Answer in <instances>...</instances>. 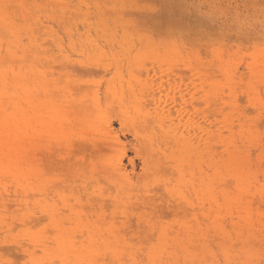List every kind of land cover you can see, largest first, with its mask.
Returning a JSON list of instances; mask_svg holds the SVG:
<instances>
[{"label":"rangeland","instance_id":"obj_1","mask_svg":"<svg viewBox=\"0 0 264 264\" xmlns=\"http://www.w3.org/2000/svg\"><path fill=\"white\" fill-rule=\"evenodd\" d=\"M143 4L0 0V264L264 258V0ZM182 63L202 76L210 150L195 178L153 153L181 148L149 87ZM107 111L129 126L111 118L118 140Z\"/></svg>","mask_w":264,"mask_h":264},{"label":"bare ground","instance_id":"obj_2","mask_svg":"<svg viewBox=\"0 0 264 264\" xmlns=\"http://www.w3.org/2000/svg\"><path fill=\"white\" fill-rule=\"evenodd\" d=\"M174 57L175 56L171 58L174 59ZM181 65L182 69H180V71L187 70L188 72L189 70V72L186 74L182 71L176 72V70H179ZM181 65H178V68L176 70L173 67L167 68L164 73V80L160 82V84H157L156 87L155 85L149 87L150 89H154L155 103H157V105L159 104V118L165 123H171L175 126V130L173 129V134L171 135L174 137L177 146L181 145V148L178 149L177 147L173 146L172 150L167 149V151L164 152H159L158 150L154 149L153 153H155V155L162 154L166 157L174 159L176 162V169L181 174L180 176L183 175L182 172L184 171L186 174H188V176L195 178L196 175H198V172L202 174V164L207 152L210 150V147L208 146L209 141L207 143L203 126L205 119L202 115L203 102H201L202 91L200 88L202 87V76L199 73L193 75L194 72L191 74L190 71H193L191 67H188L183 63ZM188 75L189 77H192L196 80V86L190 81L191 79L188 77ZM175 77L177 78L175 79ZM95 99L99 103L98 97H96ZM153 101L154 98L150 99V103H153ZM108 112L109 111L102 114V119L107 125L106 133L111 137V133H113L115 139L118 140L116 133L110 127L112 120L111 118L114 117V119L118 121L120 127L129 129V126L127 125L126 121L123 120L118 114L113 113L112 115H109ZM47 128H51V126L48 125ZM131 128L134 130V125H132ZM168 138L169 136L165 137V139ZM116 140L112 139L104 143V153H109L111 149H117L119 147L115 143ZM191 144L194 146V148L189 147V145ZM130 149H132V145ZM125 151L123 153H125ZM214 151H216L215 148ZM135 154H137L141 158V160H143L141 156L142 154L140 152L135 151ZM119 161H121V158L119 159ZM129 161L132 162V160ZM114 163L115 162H112V164ZM119 169L120 168L117 166L116 171H119ZM103 176L110 179L106 171L103 172ZM182 178L184 177L182 176ZM187 178L191 179L190 177ZM197 182L198 187H200L202 182H204V178L202 175L199 176ZM190 184H193V182L191 181ZM186 190L189 191V188L187 186ZM198 191L199 195L201 196L202 192L200 188L198 189ZM184 197L187 199L186 196ZM200 199L203 200V198ZM173 211L180 214L181 216L185 215V209H183L182 207H178L175 210L173 209Z\"/></svg>","mask_w":264,"mask_h":264},{"label":"snow or ice","instance_id":"obj_3","mask_svg":"<svg viewBox=\"0 0 264 264\" xmlns=\"http://www.w3.org/2000/svg\"><path fill=\"white\" fill-rule=\"evenodd\" d=\"M158 5L161 7L163 6L162 0H144L143 7L146 9L155 11V10H158V7H157ZM240 35H241L242 39L246 35L243 26L240 29ZM247 38L249 40H251L253 38L251 33H247ZM261 45L264 46V21H262V27H261ZM215 55H216V53L212 54L213 59L215 58ZM262 108H264V105H262ZM52 163L55 164L56 160L53 159ZM46 227L47 226H45V228ZM6 264H33V262L25 259V260L8 261V262H6ZM102 264H115V261L104 260L102 262ZM260 264H264V258L261 259Z\"/></svg>","mask_w":264,"mask_h":264}]
</instances>
